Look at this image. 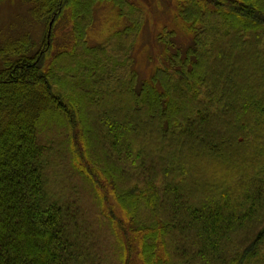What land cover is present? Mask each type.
Listing matches in <instances>:
<instances>
[{
	"label": "trees",
	"instance_id": "16d2710c",
	"mask_svg": "<svg viewBox=\"0 0 264 264\" xmlns=\"http://www.w3.org/2000/svg\"><path fill=\"white\" fill-rule=\"evenodd\" d=\"M23 1L46 30L0 52V264H264V0H177L192 45L162 30L143 82L135 1ZM103 4L126 25L91 45Z\"/></svg>",
	"mask_w": 264,
	"mask_h": 264
},
{
	"label": "rangeland",
	"instance_id": "374dc122",
	"mask_svg": "<svg viewBox=\"0 0 264 264\" xmlns=\"http://www.w3.org/2000/svg\"><path fill=\"white\" fill-rule=\"evenodd\" d=\"M144 10V26L141 34L139 35L134 48L133 56L135 58L136 70L139 74L141 82L148 80L154 70L162 65L165 52L163 46L158 43L157 36L162 30L168 29L174 31L176 34V42L182 49H187L192 45V37L185 30L182 22L177 17L178 3L177 0H133ZM126 21L119 20L116 16L115 9L110 4L99 5L96 8L95 22L89 34V42L91 45H98L105 40V38L116 30L124 28ZM68 28L60 26L56 31V37L58 40L66 33ZM45 25L41 24L34 19L30 13V8L23 0H3L0 1V52L5 51L6 48L10 47L14 41L17 43L25 42L26 45L40 44L43 41L45 33ZM2 66L0 65V68ZM113 82L112 84H114ZM116 84V83H115ZM56 138H60L57 134L61 135V131H54ZM54 137V134H50ZM61 140V139H60ZM58 141V143L60 142ZM57 142V141H56ZM62 154L58 157L56 163H53L55 173V180L59 184L66 185L71 191L73 189L81 192L84 196V202L81 206L84 210L86 219L90 215L93 217L97 213L98 202L102 201L100 196L99 200H91L90 191L91 185L85 182L87 179L85 174L76 168L79 175H82V179L76 177L71 170V167H64L61 163ZM70 173H67V172ZM88 172L85 171V173ZM74 175L75 178L69 182L67 176ZM67 175V176H66ZM89 175V174H88ZM59 179V180H58ZM95 179V178H94ZM61 182V183H60ZM58 187V186H56ZM105 198L104 209L110 210L114 203L112 197L108 199L106 189H104ZM98 194V193H97ZM89 195V196H88ZM113 201V203H112ZM113 208V207H112ZM116 214L121 217L120 208L116 207ZM88 213V214H87ZM100 222L90 224V235H98L103 232V226H101L102 217L98 214ZM100 241H98V244ZM103 244L109 245L110 242L107 240L102 242ZM105 244V248L107 245Z\"/></svg>",
	"mask_w": 264,
	"mask_h": 264
}]
</instances>
